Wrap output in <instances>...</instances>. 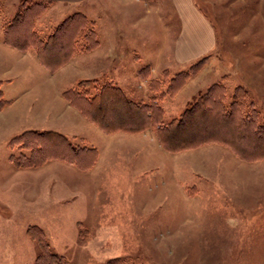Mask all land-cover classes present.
Returning a JSON list of instances; mask_svg holds the SVG:
<instances>
[{
	"label": "rangeland",
	"instance_id": "1",
	"mask_svg": "<svg viewBox=\"0 0 264 264\" xmlns=\"http://www.w3.org/2000/svg\"><path fill=\"white\" fill-rule=\"evenodd\" d=\"M194 1L216 45L183 64L174 58L179 20L168 0H92L79 11L0 0V40L1 26L32 7L13 41H47L55 67L31 46L3 41L0 111L11 106L0 112V264H37L39 230L64 264H264V158H241L221 138L172 152L151 129L108 134L77 110L68 115L59 99L70 104L64 93L81 82L90 95L111 85L135 104L157 105L169 122L217 85L227 108L237 91L263 124L264 0ZM182 73L189 76L167 94ZM121 112L110 119L123 121ZM199 127L237 138L235 126L209 114ZM26 132L61 136L85 163L50 148L56 154L47 149L54 156L40 165H15L30 155L12 143Z\"/></svg>",
	"mask_w": 264,
	"mask_h": 264
},
{
	"label": "trees",
	"instance_id": "2",
	"mask_svg": "<svg viewBox=\"0 0 264 264\" xmlns=\"http://www.w3.org/2000/svg\"><path fill=\"white\" fill-rule=\"evenodd\" d=\"M32 10V7L25 8L7 25L4 31V42L7 45L13 48L20 47L17 45L16 40L13 41L12 30L16 29L15 26L18 24L23 23L27 19L26 13ZM32 39V37L24 39L27 43H23L25 45L22 46L25 47L20 48L26 50L27 47L31 46L43 66L55 69L54 66L48 65L46 61L47 41H36L35 44H31ZM50 41L55 42L56 39H50ZM197 64L191 66L190 70H193ZM188 76V73H182L172 78L165 89L166 93L173 94L175 89H178ZM87 85L88 82L79 83L77 90L65 92L64 97L83 117L95 123L105 133L111 134L118 131L137 133L151 129L156 134L162 147L172 152L191 148L215 138H221L220 141L225 142L241 158H247L246 160L264 158V123H258L255 114L252 115V112H246L245 106L238 101L237 91L233 95L232 103L227 108L222 99L218 97L221 87L214 85L200 95L194 104L184 110L179 117L164 122L163 112L153 103L150 105L135 104L127 99L120 89L111 85H102L97 93L90 95L87 91ZM2 105L3 102H0V107ZM121 110L125 113L123 121L115 122L110 119V116H123ZM208 114L211 115L212 119L223 122L225 126L228 124L235 126L237 138L234 139L230 135L228 136V133L223 137L212 135L211 132L202 133L199 121ZM61 140L65 142L64 145L60 143ZM12 143H19L22 149L30 151V155L27 157L20 156L13 159L15 165L19 167H33L42 164L51 157L52 154L46 155V150L50 148L52 151H58V157L61 160L78 165L84 162L82 151L72 147L66 139L56 134L26 132L15 138ZM60 144L63 147H60ZM52 153L56 154V152ZM36 241L41 249L37 264H64L62 258L49 252L40 230Z\"/></svg>",
	"mask_w": 264,
	"mask_h": 264
},
{
	"label": "crops",
	"instance_id": "3",
	"mask_svg": "<svg viewBox=\"0 0 264 264\" xmlns=\"http://www.w3.org/2000/svg\"><path fill=\"white\" fill-rule=\"evenodd\" d=\"M5 1L13 3L18 0H5ZM29 1L33 3L53 5L57 9V11L60 9L62 10L71 9V11L73 9L75 11H79L78 7L84 5L85 3H89L92 0H29ZM168 1L173 5L174 12L177 14L179 20L177 39L174 43V49H173L174 58L179 61H182L183 64L184 63L186 64L211 52L216 45L214 27L211 25L210 21L207 19L203 11L196 6L195 1L194 0H168ZM2 26H1L2 35L4 36ZM3 41L4 39L2 37V39L0 40V49L3 48L2 46L4 47L6 46ZM15 51L17 50L15 49ZM17 52L19 55L22 54V52L19 51ZM23 55L27 56L29 59L30 57L32 58L35 57V56L33 57V55L29 52H24ZM34 60L38 62L36 58ZM30 63H32V61H30ZM59 99L61 100V104L64 107H66L67 109L66 112L68 115H70L69 113L77 114L78 116L80 115L76 111V109H74L70 104L63 102V99L61 98ZM10 106L11 105H6V107L3 110H5ZM3 110H1L0 112H3ZM61 118L63 119V121L64 119H67V117H63V116Z\"/></svg>",
	"mask_w": 264,
	"mask_h": 264
}]
</instances>
